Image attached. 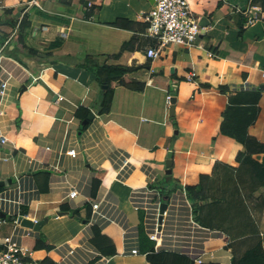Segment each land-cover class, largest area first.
I'll use <instances>...</instances> for the list:
<instances>
[{
	"label": "crops",
	"instance_id": "0c3cea01",
	"mask_svg": "<svg viewBox=\"0 0 264 264\" xmlns=\"http://www.w3.org/2000/svg\"><path fill=\"white\" fill-rule=\"evenodd\" d=\"M27 1L0 0V63L15 73L0 114L9 140L0 143V194L6 197L0 200L6 214L0 215L6 219L0 243L12 235L17 211L35 221L49 218L21 243L33 257L62 264L58 246L79 247L94 214L93 228L116 251L90 264H151L153 241L130 203L132 191L148 184V167L154 185L163 180L166 198L182 186L199 185L205 175L203 190L213 192L195 204L228 209L243 195L251 210L257 235L232 240L220 230L205 249L184 248L193 264L199 257L200 264H233L240 240H261L264 248V184L243 183L244 175L264 171V152L243 163L238 154L247 155L245 144L222 132L225 111L236 103L256 111L248 133L264 143V0H189L200 20L209 21L204 47H167L154 59L146 55L151 40L139 17L154 0ZM94 63L129 68L125 80H138L143 89L110 77L111 108L103 111L108 85L89 66ZM169 96L176 98L173 108ZM71 149L76 155L67 153ZM120 155L134 166L125 177L118 174ZM226 171L240 182L239 190L224 184ZM72 187L79 191L74 199L67 196ZM92 199L101 200L96 212ZM39 234L51 249L36 248Z\"/></svg>",
	"mask_w": 264,
	"mask_h": 264
},
{
	"label": "built area",
	"instance_id": "2783aa9c",
	"mask_svg": "<svg viewBox=\"0 0 264 264\" xmlns=\"http://www.w3.org/2000/svg\"><path fill=\"white\" fill-rule=\"evenodd\" d=\"M27 3L29 6L39 5V0H28ZM139 17L146 23L143 35L151 40L146 53L148 58L159 57L167 47L185 46L188 49L204 47L203 36L208 25L201 24V20L195 14L189 0H154L152 8L141 11ZM196 74L193 71L187 77L189 80H193ZM260 74L264 79V68L260 70ZM14 76L13 68L1 62L0 114L4 113L3 100L10 95L11 80ZM171 99L169 96V101ZM8 141L0 124V143ZM67 153L74 156L76 149H71ZM133 169L134 166L129 158L126 155H120L119 177L127 176ZM146 170L150 174V180L145 186L132 191L130 203L135 211L141 212L143 229L146 236L153 241L154 251L183 254L186 247L205 249L206 243L220 230L210 228L199 220L194 200L186 186L175 190L166 198L164 191L154 185L155 177L150 168L147 167ZM78 194V189L72 187L67 196L74 199ZM3 199L6 197L0 194V200ZM100 205L101 200L92 199L94 212L98 211ZM93 215L85 224V240L79 247L58 246L62 264H90L91 262H100V258H105L93 243L95 238ZM21 220L22 216L17 211L14 216L15 229L12 235L0 243V264H45L44 260L33 257V252L22 245V238L25 235H31L35 230L22 226ZM5 221V218H0V223ZM138 252V248L132 250L133 254ZM204 255L210 259L215 257L212 251H206ZM85 257L88 258L85 259ZM203 262L204 257L194 260V263Z\"/></svg>",
	"mask_w": 264,
	"mask_h": 264
},
{
	"label": "trees",
	"instance_id": "16d2710c",
	"mask_svg": "<svg viewBox=\"0 0 264 264\" xmlns=\"http://www.w3.org/2000/svg\"><path fill=\"white\" fill-rule=\"evenodd\" d=\"M26 26H27V23L21 22L20 29L24 30ZM89 66H91L94 72L96 73L98 80L102 84L108 85L106 92H105V97L103 100V105H104L103 111L105 112L110 110L112 97H113V91H112L113 82L112 80H110V77L117 79V80L120 79V81H122L125 84L127 83L129 87L136 89V90H142L144 87V83L138 80H130V81L125 80V75L130 70L129 68L110 66L105 63H94V64H90ZM258 100H259V95L256 97V101L253 103H257ZM248 109L249 108H244V109L240 108L236 106V103H233V105L229 106L228 109L225 111V118L222 123L223 133L233 136L234 138L238 139L239 141L245 144L246 149H247L246 151L247 155L244 156L245 152H240L238 154V159L241 160L243 158L242 160L243 163L246 160L247 161L250 160L252 162L253 159L251 158V155L253 153L264 152V143L258 141L256 137L248 133L249 125L253 123V121L256 119V116H257L255 110L251 111L250 113ZM254 177L259 181V184L261 185L264 184V171L258 173L256 170L254 172ZM208 178H209L208 176L204 175L201 177V183L199 185L186 186L194 201H200V200H204L207 198V196L204 195L203 193V185H204V181ZM234 180H235V177H234ZM234 183L239 190L240 182L236 180L234 181ZM243 183H247L249 185L250 182L243 179ZM237 200L238 199L235 200V203L237 202ZM240 200H241V204L237 205V207H241V208L243 207V210L246 216H248V218L251 219V222L254 221L251 216L250 208L247 207V204H245V199H243V195L240 196L239 201ZM195 205L197 209L199 210L198 218L203 224L213 229L223 230L228 235H230L232 240L233 238H236V236H234L232 233L226 231L225 229L221 228L219 225H216L215 223H213L211 216L208 214L210 209L199 206L198 202H196ZM64 208L65 207H62V209ZM258 233H259V229L257 227H252V229H250V231L244 234L243 236H247L250 234L257 235ZM93 243L104 255H109V254L115 253L116 251L114 244L108 241L106 237L104 236L102 237V234H100L99 230L97 229H95V238L93 240ZM153 244L154 243L152 242V245L150 246L148 250V260L151 264H193V261L185 254L171 253V252H166V251L155 252L153 249L154 248ZM36 248L49 250L52 247L49 245L48 239H45L42 234L41 235L39 234L37 235ZM257 250H258V253H256L255 255H248V256H245L243 259H239L237 255H235L233 259V264H244L245 259H249L250 264H253V259H254L255 264H260V263L263 264L264 248H263V244L261 240L257 244ZM44 261H45V264H53V262L49 260V258H45Z\"/></svg>",
	"mask_w": 264,
	"mask_h": 264
},
{
	"label": "rangeland",
	"instance_id": "374dc122",
	"mask_svg": "<svg viewBox=\"0 0 264 264\" xmlns=\"http://www.w3.org/2000/svg\"><path fill=\"white\" fill-rule=\"evenodd\" d=\"M243 179L250 182L249 185H253L255 181H257L256 178L255 180L250 175L249 176L244 175ZM234 181H235L234 177L231 175V173H229V171H226L225 176H224V184H231V183L234 184ZM159 185L165 187L163 180H160L157 183V186ZM212 192L213 191L211 190V188L209 189V186L207 190L205 191L203 190V193L206 196L211 195ZM240 209L243 210V207L241 208V207L235 206L233 208H228V209L227 207L218 208L214 210L210 209L208 214L211 216L212 220H215L213 221V223H215L216 225H219L221 228L232 233L234 236L239 237V236H243L244 234L248 233L250 229H252L251 222L248 219V216H246L244 210L242 211ZM10 223H11L10 225L13 227V224L11 221ZM258 242L259 241L257 240H251L249 242L241 241V240L238 241L236 243L237 244V253H236L237 257L239 259H243L245 256L255 255L256 253H258V250H257ZM244 264H250V260L245 259ZM253 264H255L254 259H253Z\"/></svg>",
	"mask_w": 264,
	"mask_h": 264
},
{
	"label": "water",
	"instance_id": "95a60500",
	"mask_svg": "<svg viewBox=\"0 0 264 264\" xmlns=\"http://www.w3.org/2000/svg\"><path fill=\"white\" fill-rule=\"evenodd\" d=\"M201 24H203V25H209V21L202 19V20H201ZM263 87H264V85H263ZM23 89H24V90L26 89V86H25V85L23 86ZM175 101H176V98H175V97L171 99V108H173V104L175 103ZM93 117H94V113L91 112V113H90V116H89V119H92ZM88 121H89V120H85V123H87ZM167 172H168V173H171V169L169 168V169L167 170ZM4 184H5L4 181H0V185H4ZM164 208H165V205H164ZM59 213H62V212H59ZM0 215H2V216H6V214H5L2 210L0 211ZM48 219H49V218H45V219H43V220L35 221V220H33V219H30V218H27V217H23L22 220H21V224H22V226H24V227H29V228H32V229L35 230V231H39V230L41 229V226H42L46 221H48Z\"/></svg>",
	"mask_w": 264,
	"mask_h": 264
}]
</instances>
